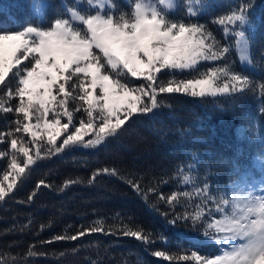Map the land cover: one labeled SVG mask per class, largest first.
Wrapping results in <instances>:
<instances>
[{
  "label": "snow or ice",
  "instance_id": "1",
  "mask_svg": "<svg viewBox=\"0 0 264 264\" xmlns=\"http://www.w3.org/2000/svg\"><path fill=\"white\" fill-rule=\"evenodd\" d=\"M45 7L39 2L32 5L38 23L0 32V113L13 114L14 125L0 131V144L5 145L0 159L7 161L0 180V202L12 198L38 160L77 147L98 149L120 139L130 131L134 117L164 106L162 94H185L221 111L223 102L235 104L257 89L264 100V80L257 83L245 70H236L229 59L235 52L241 65H253L259 56L264 67V44L254 32L255 0H240L213 18L228 43H221L198 22L207 11L204 0H184L182 5L173 0H131L128 11L114 7L112 0H72L71 4L62 2L61 11L47 22L42 15ZM180 7L185 14L176 17ZM254 48H258L256 53ZM213 62L219 63L213 66ZM204 66L206 70L201 71ZM165 70L197 75L165 82L161 79ZM129 74L144 77L146 83L131 86L126 79ZM74 113L84 117L78 126ZM248 132L255 136L250 121ZM61 135L65 138L57 144ZM85 136L89 138L85 140ZM190 170L191 165L189 171L178 169L177 177L183 185L193 186L195 196L187 191L164 195L158 184L167 181L145 185L140 179L121 177L116 168L97 170L88 183L94 184L100 176L123 178L146 203L156 198L151 206L170 227H190L186 234L218 249L214 256L195 250L151 253L170 264H264V188L259 192L238 188L230 197L216 196L207 183L196 187ZM78 182L65 181L59 191ZM51 187L39 180L26 202L33 201L42 188ZM97 233L132 237L145 246L160 239L142 226L125 222L117 213L112 223L98 218L75 234L53 240L77 241ZM38 254L29 248V256ZM0 264H6L5 260L0 259Z\"/></svg>",
  "mask_w": 264,
  "mask_h": 264
},
{
  "label": "trees",
  "instance_id": "2",
  "mask_svg": "<svg viewBox=\"0 0 264 264\" xmlns=\"http://www.w3.org/2000/svg\"><path fill=\"white\" fill-rule=\"evenodd\" d=\"M35 2L46 5L42 15L45 21L54 19L61 11V3L72 0H0V32L16 31L28 23H38L32 12ZM184 0H177L183 4ZM207 11L198 22L206 25L221 43H228L222 31L212 23L214 17L227 12L240 0H204ZM131 0H112L114 7L128 11ZM185 13L180 7L175 16ZM253 20L255 36L264 44V0H255ZM253 53L258 48L252 49ZM236 70H245L257 83L264 80V67L259 56L252 70L245 69L238 61L237 53L229 56ZM215 63L213 62V66ZM207 66L201 67L205 71ZM197 73L165 70L163 81L194 78ZM129 84H140L142 80L127 76ZM67 87V86H66ZM91 90V89H90ZM97 93L99 89L96 90ZM59 98V97H58ZM164 106L154 113L138 115L130 131L120 139L92 150L79 147L66 150L50 159L38 160L32 165L30 175L24 178L19 190L11 199L0 202V259L6 264H170L162 257L151 253L166 250L177 253L195 250L205 256L218 252L216 247L205 245L193 238L191 228L183 225L170 227L162 215L152 208L155 197L146 203L123 178L100 176L95 183L88 181L93 173L102 168H116L121 177L140 179L143 184L159 183L158 191L164 195L187 191L195 196L192 185H183L177 170L189 171L196 187L209 185L213 195L220 192L238 178L247 168H252L256 155L264 153V100L259 95L248 94L235 104L223 102V111L211 103H204L185 94H162ZM221 99V98H218ZM15 102V101H14ZM69 106L72 101L69 98ZM56 106L54 105L53 108ZM82 113H74L78 121ZM13 114L0 113V131H7ZM66 117L62 123L66 122ZM255 127V136L248 132V122ZM71 126L69 131H71ZM57 139L59 144L64 138ZM31 139L30 136L26 137ZM46 140V138H45ZM4 144H0L3 150ZM7 161L0 159V180ZM45 180L51 188L39 190L33 201L26 202L39 180ZM65 181H79L65 191H59ZM7 185L8 181L4 182ZM166 211L163 204L158 205ZM119 213L125 222L160 237L150 246L142 245L132 237L90 234L77 241L53 240L58 235L75 234L81 226H89L98 218L109 223ZM52 241L51 243H46ZM29 248L39 253L29 256Z\"/></svg>",
  "mask_w": 264,
  "mask_h": 264
},
{
  "label": "rangeland",
  "instance_id": "3",
  "mask_svg": "<svg viewBox=\"0 0 264 264\" xmlns=\"http://www.w3.org/2000/svg\"><path fill=\"white\" fill-rule=\"evenodd\" d=\"M174 4H177V0H173ZM163 7V6H161ZM238 55V54H237ZM242 67H244L245 69L248 70H252L253 65H241ZM177 71V70H175ZM130 75V74H129ZM131 76V75H130ZM132 79L135 80H142V83H146V80L144 77H132ZM123 79V77H122ZM127 79V78H126ZM130 81H128V83H130ZM140 84H130L133 87H136ZM55 105V104H54ZM52 105V108L53 106ZM41 134L45 136L46 138V133L43 132V129H41ZM65 137V136H64ZM63 137V138H64ZM89 136H85V140L88 139ZM80 149H86V150H92V149H88V148H83V147H79ZM264 158V153H262L261 155H256L253 159V163H252V168H247L245 169L239 176L238 178L234 179V181H232V183H230L226 189H224L225 191H221L220 193L222 195L225 196H231L233 191L236 189H243L245 191L251 189L253 191L259 192V190L261 188H264V164L261 163V159ZM217 254V253H216ZM214 256V255H213Z\"/></svg>",
  "mask_w": 264,
  "mask_h": 264
}]
</instances>
